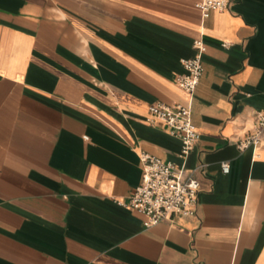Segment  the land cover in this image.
<instances>
[{
  "label": "crops",
  "instance_id": "1",
  "mask_svg": "<svg viewBox=\"0 0 264 264\" xmlns=\"http://www.w3.org/2000/svg\"><path fill=\"white\" fill-rule=\"evenodd\" d=\"M200 0H0V264H264V0L204 19ZM203 35L185 178L197 216L146 228L128 201L141 154L178 166L156 104ZM230 172L223 173L222 164Z\"/></svg>",
  "mask_w": 264,
  "mask_h": 264
},
{
  "label": "built area",
  "instance_id": "2",
  "mask_svg": "<svg viewBox=\"0 0 264 264\" xmlns=\"http://www.w3.org/2000/svg\"><path fill=\"white\" fill-rule=\"evenodd\" d=\"M232 0H200L197 7L203 18L214 11L229 8ZM195 56L184 61L185 73L177 75L176 84L189 96L188 104L177 103L174 106L156 103L149 108L147 122L155 125L163 122L170 128V133L182 142L179 157L183 165L178 166L149 153L141 154L143 165L142 183L135 189L128 201L119 204L131 207L146 216L144 225L151 228L174 216H197L200 194V182L193 178H185V163L200 140L192 118V101L201 78L204 74L203 57L207 47L203 35L194 41ZM264 136V113L254 115L253 132L240 141L239 148L258 147ZM225 174L230 172L229 163L222 164Z\"/></svg>",
  "mask_w": 264,
  "mask_h": 264
}]
</instances>
